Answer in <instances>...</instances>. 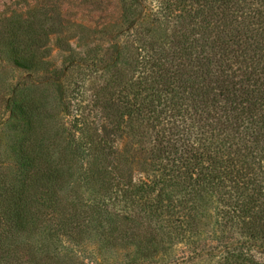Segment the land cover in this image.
Returning <instances> with one entry per match:
<instances>
[{"label":"trees","instance_id":"16d2710c","mask_svg":"<svg viewBox=\"0 0 264 264\" xmlns=\"http://www.w3.org/2000/svg\"><path fill=\"white\" fill-rule=\"evenodd\" d=\"M132 1L143 0H121L127 9ZM160 4L164 13L143 28L149 38L135 55L117 47L113 76L93 93L88 131L71 140L49 124L65 111L67 75L83 64L62 9L0 15V125L10 115L21 134L0 181L8 229L0 231V264L65 263L68 237L95 239L140 264L177 238L188 242L215 201L238 237L223 245L222 264H264V0ZM54 49L66 53L67 67H53ZM9 68L44 70L34 87L42 104L31 113L9 91ZM135 68L143 75L129 83Z\"/></svg>","mask_w":264,"mask_h":264},{"label":"rangeland","instance_id":"374dc122","mask_svg":"<svg viewBox=\"0 0 264 264\" xmlns=\"http://www.w3.org/2000/svg\"><path fill=\"white\" fill-rule=\"evenodd\" d=\"M47 4H56L62 9L68 20L66 26L68 32L74 35L70 40L71 45L77 50L83 63L80 66H75L65 79L67 87V98L63 102L65 111L49 121V124L52 123V134L63 132L71 140L80 133L85 134L88 131V122L93 114L90 112L94 99L93 93L95 89L113 76L112 70L115 71L116 64L120 61L118 59L120 54H115L117 47L119 48L122 42L135 55L137 44L140 46L142 40L149 38L143 28H149L148 23L156 18V12L162 15L164 10L160 0H143L140 3L132 1L130 4L128 3L129 9L124 6L121 0H0V15ZM125 18L128 23L130 22L129 24L136 22L127 32L120 31L122 27L126 28L127 26V24H122ZM169 26L168 24L164 26L168 34L172 30ZM66 56V53L54 49L53 67L57 69H61L62 66L67 67L68 62H64ZM142 61L146 64L148 59L144 58ZM135 69L137 71H133L134 74H131L129 83L143 75L142 69ZM148 70L145 69L143 72L148 74ZM42 76H44L43 69L9 68L6 72V77L9 78V84H11L9 91L11 94L19 93L17 107L23 105L22 107L31 113L35 110L38 102L42 104V100L37 99L39 93L34 88L35 84H38L43 78ZM124 86L126 84H122L116 89L118 99L126 97ZM5 103L0 99V109L3 110ZM38 113L40 118L46 116V111L41 105ZM6 116L4 123L0 125L1 183L6 178L4 170L9 168L10 173L12 172L14 152L18 148L21 138L16 119L10 118V115ZM108 204L114 209V212H124L123 205L114 202H108ZM226 214L227 208L222 207L218 201L213 202L211 209L206 213L205 225L190 233L188 242L180 243L177 238L174 244L162 246L155 259H145V261L139 259V263L222 264L225 254L223 245L226 242L236 243L238 240V237L234 235V230L226 226ZM0 229L2 233L8 230L7 226L1 224ZM68 238H64L61 248L66 257L65 263L47 261L43 264H126V260L127 263L132 260L119 256L117 253L112 255L104 245L95 244L97 242L95 239L91 242H82L77 238L74 240ZM262 258L264 259V254ZM40 261L41 259H37L31 263L39 264Z\"/></svg>","mask_w":264,"mask_h":264}]
</instances>
